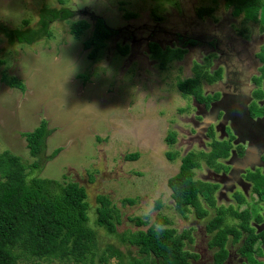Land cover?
<instances>
[{
    "label": "rangeland",
    "instance_id": "374dc122",
    "mask_svg": "<svg viewBox=\"0 0 264 264\" xmlns=\"http://www.w3.org/2000/svg\"><path fill=\"white\" fill-rule=\"evenodd\" d=\"M233 3L228 0H0V22L9 28H22L24 20L35 27L43 6L64 8L74 14L65 21L50 23L51 37L41 38L32 45L11 43L0 35V59L4 60L0 66V154L7 151L32 164L34 158L29 155L22 134L32 132L45 120L50 134L45 139L43 165L40 170L31 171L29 177L62 184L74 182L83 187L88 224L97 233L99 250L112 246L120 252L124 264L141 256L134 246L122 240V235L146 230L155 224L157 214L168 219L164 228L173 229L177 235L189 231L184 251L196 256L191 260L193 264H248L237 251L242 239L232 243L229 235L222 252L208 245L212 234L205 230V225L215 211L244 208L236 204L233 195L227 196L228 200L219 199L218 195L217 200L215 195L213 208L200 195L199 203L207 210V216L197 218L193 208L182 216L176 211L167 186V180L177 173L185 154L210 151L211 138L198 140L195 136L201 127L211 125L214 138L218 139L213 129L217 120L206 118L199 122L200 126L194 125L197 108L194 98L182 95L177 82L197 76L202 92L209 93L226 80L223 63L228 70L241 72L238 79L242 83L255 68L254 54L263 42V32L259 24L243 21V14L237 16ZM203 8L213 11L199 17L197 12ZM94 16L102 18L118 34L106 41L96 60H91L90 50L84 49L83 42L90 36ZM78 20L87 21L88 29L75 38L69 30L71 23ZM188 40L192 45L185 46ZM148 41L158 43L163 49L183 48V54L160 67L159 61L151 57ZM123 45L129 46L125 55L117 51V46ZM263 52L257 55L262 65ZM218 69L221 82H209L208 78ZM3 74L21 80L24 91L10 88L2 80ZM230 112L239 120V113L232 109ZM215 113L208 116L213 114V119ZM169 134L175 136L172 144L166 140ZM251 141L248 142L252 145ZM261 142L263 148L264 140ZM56 149L60 152L49 159ZM250 151L252 158L257 155L259 159L262 155L256 147ZM168 153L175 154L173 160L168 159ZM130 154H137L138 158L127 161L125 155ZM246 159L251 158L245 155L243 160ZM243 160L234 166L244 164ZM205 167L210 166L201 158L194 179L211 184L209 179L202 178ZM100 195L107 196L110 207L116 209L115 234L95 225L99 207L96 198ZM124 199L134 203H123ZM156 201H160L159 210L155 208ZM136 218L147 221V225L137 226ZM224 223L237 226L239 221L226 216ZM115 262L113 258L109 264ZM17 264L78 263L27 257L19 259Z\"/></svg>",
    "mask_w": 264,
    "mask_h": 264
},
{
    "label": "trees",
    "instance_id": "16d2710c",
    "mask_svg": "<svg viewBox=\"0 0 264 264\" xmlns=\"http://www.w3.org/2000/svg\"><path fill=\"white\" fill-rule=\"evenodd\" d=\"M228 1L233 3V0ZM233 5L236 7L237 16L243 14V21L259 24L260 31L264 32L263 0H236ZM212 11V8H203L197 15L203 17ZM73 16L70 10L43 6L35 27L30 26L27 20L22 22L23 27L19 29L9 28L0 22V35H4L11 43L32 45L41 38L51 37L50 23L57 20L65 21ZM94 18L90 36L83 42L84 49L90 50L88 57L91 60H96L106 41L118 34L117 30L107 27L102 18L95 16ZM87 29L88 22L78 20L71 23L69 31L77 38ZM147 43L151 57L159 61L160 67L174 59H180L183 54V48L163 49L156 42ZM184 45L192 44L188 40ZM117 51L125 55L129 51V46H117ZM3 64L4 60L0 59V66ZM220 75L221 71L218 69L208 81H216L220 79ZM2 80L10 88L24 91L23 82L16 77H7L3 74ZM177 88L182 95H190L196 102H205L207 106L211 100L203 96L197 76L179 80ZM46 124L45 120H41L39 126L32 132L22 134L29 155L34 158L32 164L23 162L19 156L7 151L0 154V264H17L19 259L27 257L78 264H109L110 260L115 258V264H124L120 252L112 246L99 250L97 233L88 224V204L83 187L74 182L62 184L56 180L29 177L31 171H38L43 165L45 139L50 134ZM166 140L172 144L175 136L169 134ZM221 144L214 141L209 154L188 152L181 158L177 173L167 180V186L171 191L170 197L180 215L184 216L193 208L197 218L207 216V210L199 203L200 195L209 207H214L212 193L217 186L195 180L194 176L201 158H205L209 165L216 167L217 159L228 157L230 146ZM59 152L60 149L54 150L48 158H54ZM167 157L173 160L175 154L168 153ZM137 158V154L125 155L127 161H135ZM96 201L99 207L96 209L95 225L103 228L108 234H115L116 209L114 206L110 207L111 201L105 195L98 196ZM123 203L133 204L134 201L124 199ZM160 207V201H156L155 208L159 210ZM226 216L238 220L237 226L225 225ZM248 220L247 211L218 208L205 225V230L212 234L208 245L212 248L217 247L218 251L222 252L229 235L231 242L236 243L243 234L242 244L237 251L250 260L252 246L259 239V234L254 235V231L248 226ZM135 224L146 226L147 221L136 218ZM167 224L168 219L157 214L155 224L146 230L122 235V240L134 246L137 254L141 256L138 259L131 258L127 264H193L191 260L196 256L184 251V240L190 238L189 231L177 235L173 229L164 228ZM252 264L257 262L254 261Z\"/></svg>",
    "mask_w": 264,
    "mask_h": 264
},
{
    "label": "flooded vegetation",
    "instance_id": "af4514ba",
    "mask_svg": "<svg viewBox=\"0 0 264 264\" xmlns=\"http://www.w3.org/2000/svg\"><path fill=\"white\" fill-rule=\"evenodd\" d=\"M261 34L263 35V42L254 54L256 63L253 72H251L252 74H249L247 80L242 83L243 80L238 79L241 72L234 69L228 70L227 65L223 63L226 80L220 84L218 89L209 93L203 92L204 97L211 98L208 101V106L205 102L194 100L197 108L193 117L195 126H200L199 122L206 118L211 121L217 120V124L213 129L217 132L218 139L214 138L211 125L205 128L201 127L195 134L198 140L211 138L208 154L212 150L211 144L214 141H224L230 147H233L230 150L233 153L232 155L229 153L227 158L216 160L218 169L212 167L206 161V165L210 167H205V174L202 175V178L209 179L211 185L217 186L212 193L214 202L215 195L217 200L221 197L228 200L227 196L233 195L236 204L244 207L238 212H248V226L254 231V235L259 234V239L252 246L250 260L239 253L240 258L248 264H252L254 261L257 264H264V260H259L264 258V167H261L264 165V147H260L262 145L261 140H264V67L257 58V55L262 50L264 51V32ZM261 67L263 71L260 72L259 68ZM216 82L220 83L221 81L218 79ZM258 106L260 107L258 108ZM230 109L239 113V120L230 112ZM208 111H216L213 119V114L208 116L210 113ZM260 112L261 114H259ZM197 117L198 119H196ZM252 139L251 145L248 141ZM199 146L205 147L202 143H199ZM246 147H249V149H246ZM254 147L259 149L262 154L259 159L257 155H254L256 158H252L253 153L250 148L254 149ZM245 155L251 159L247 163L235 167L234 165H238L239 161L242 162ZM259 163L262 165H259ZM254 210H256V213ZM242 237L244 238L243 234L238 241L241 239L243 241ZM255 254L258 255L257 258H254Z\"/></svg>",
    "mask_w": 264,
    "mask_h": 264
},
{
    "label": "crops",
    "instance_id": "0c3cea01",
    "mask_svg": "<svg viewBox=\"0 0 264 264\" xmlns=\"http://www.w3.org/2000/svg\"><path fill=\"white\" fill-rule=\"evenodd\" d=\"M242 160H243V159H242ZM248 160H249V159H246V160H243V161L247 163Z\"/></svg>",
    "mask_w": 264,
    "mask_h": 264
}]
</instances>
